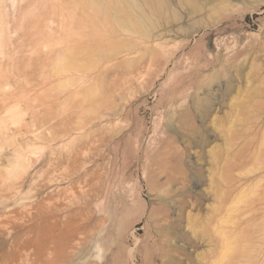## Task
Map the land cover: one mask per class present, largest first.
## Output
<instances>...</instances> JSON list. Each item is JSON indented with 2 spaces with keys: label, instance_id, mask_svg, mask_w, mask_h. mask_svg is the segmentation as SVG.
<instances>
[{
  "label": "rangeland",
  "instance_id": "rangeland-1",
  "mask_svg": "<svg viewBox=\"0 0 264 264\" xmlns=\"http://www.w3.org/2000/svg\"><path fill=\"white\" fill-rule=\"evenodd\" d=\"M132 3L0 0V264L264 263V220L224 202L264 0Z\"/></svg>",
  "mask_w": 264,
  "mask_h": 264
},
{
  "label": "bare ground",
  "instance_id": "bare-ground-1",
  "mask_svg": "<svg viewBox=\"0 0 264 264\" xmlns=\"http://www.w3.org/2000/svg\"><path fill=\"white\" fill-rule=\"evenodd\" d=\"M129 4L133 12L131 14L136 18L135 15L138 8L133 5L132 0H129ZM134 4L137 5L136 2H134ZM80 7H82V5ZM122 24L124 23L121 22L120 25ZM232 69L230 81L237 82L240 78L238 69L235 65H232ZM246 76L248 77V73ZM237 90V96L234 98L233 120L231 121L229 137V147L231 150L227 156L228 162H226V169L229 172L226 178V182L228 183L227 200L224 202L225 206H227V212L240 213L245 216H259L261 218L260 220H264V93L259 104H254L255 107L252 106V109L254 107L253 111L256 110V108L258 110L254 111V114L248 116V114H240L238 112V107L245 105L246 101L240 99L242 90L239 89V87ZM257 91L258 90H256V92ZM246 93L248 94V92ZM250 93L248 95H250ZM247 94L245 95L246 97L248 96ZM255 94L253 93L251 96L254 98L256 96ZM247 99L249 100V97ZM227 203L228 205H226ZM252 222H254L252 218L240 222L235 232L240 234L242 238H247L248 235L252 233V228L256 227L255 225L252 226ZM259 225L261 227L262 223H259ZM254 231L255 230H253V232ZM215 232L218 235L219 246L222 247L223 244L227 243V245H230V236L233 235L232 229L227 230L226 228H220V230L216 229ZM246 248L247 247H245L244 250L238 251L234 258L227 257L225 260V257H217L212 264H232V261L240 262L242 258H246L248 253L254 249L252 248L250 251Z\"/></svg>",
  "mask_w": 264,
  "mask_h": 264
}]
</instances>
